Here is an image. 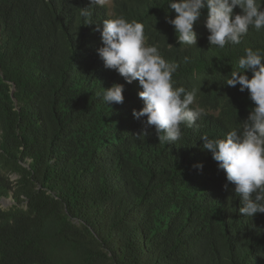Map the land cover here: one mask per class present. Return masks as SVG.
<instances>
[{"label":"trees","instance_id":"obj_1","mask_svg":"<svg viewBox=\"0 0 264 264\" xmlns=\"http://www.w3.org/2000/svg\"><path fill=\"white\" fill-rule=\"evenodd\" d=\"M168 3L0 0V264H264V213H240L200 139L223 138L254 107L225 82L246 48L264 50V29L210 48L205 8L197 46L179 44ZM118 15L177 65L174 87L198 90L205 114L176 142L133 116L139 81L98 55L97 25ZM116 83L125 99L110 106L97 93Z\"/></svg>","mask_w":264,"mask_h":264},{"label":"clouds","instance_id":"obj_2","mask_svg":"<svg viewBox=\"0 0 264 264\" xmlns=\"http://www.w3.org/2000/svg\"><path fill=\"white\" fill-rule=\"evenodd\" d=\"M104 3L105 0H91V4ZM237 6L241 9L239 13L234 12ZM167 8L176 13L168 23L174 26L179 44L197 46L194 24L205 8L210 48H224L229 43L239 45L250 28L257 32L264 29V0H169ZM95 30L101 33L103 46L97 52L105 68L116 70L128 84L139 81L143 89L138 94L143 107L133 109L132 113L136 119L146 117V125L154 126L158 139L168 143L180 140L181 124L198 127L197 121L205 114L195 103L198 90L174 87L177 65L167 62L157 45L147 43L143 23L118 15L105 19L102 28L97 25ZM225 83L231 87L239 85L241 92L247 91L254 107L223 138L210 139L204 135L200 139L202 148L212 153L226 173L225 189L228 184L235 186L234 192L243 204L240 213L254 217L264 213V50L246 48L238 60V69H233ZM124 90V84L116 83L97 96L110 106L122 104ZM196 167L202 170L203 164Z\"/></svg>","mask_w":264,"mask_h":264},{"label":"rangeland","instance_id":"obj_3","mask_svg":"<svg viewBox=\"0 0 264 264\" xmlns=\"http://www.w3.org/2000/svg\"><path fill=\"white\" fill-rule=\"evenodd\" d=\"M115 0H105V3L104 4H113Z\"/></svg>","mask_w":264,"mask_h":264}]
</instances>
